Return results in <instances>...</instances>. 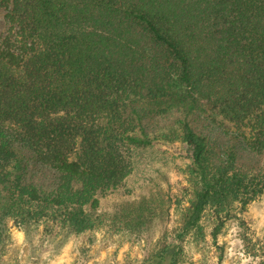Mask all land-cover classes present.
Instances as JSON below:
<instances>
[{
  "label": "trees",
  "instance_id": "obj_1",
  "mask_svg": "<svg viewBox=\"0 0 264 264\" xmlns=\"http://www.w3.org/2000/svg\"><path fill=\"white\" fill-rule=\"evenodd\" d=\"M0 7L14 30L0 43V264L8 220L93 230L88 199L125 178L134 148L178 143L189 190L176 237L141 264H180L184 238L204 239V215L216 245L234 205L264 192V0Z\"/></svg>",
  "mask_w": 264,
  "mask_h": 264
},
{
  "label": "rangeland",
  "instance_id": "obj_2",
  "mask_svg": "<svg viewBox=\"0 0 264 264\" xmlns=\"http://www.w3.org/2000/svg\"><path fill=\"white\" fill-rule=\"evenodd\" d=\"M7 13V8L0 7L3 44L6 37H14ZM217 120L227 132H238L235 125ZM242 131L248 133L247 128ZM129 155L125 178L115 188L97 191L88 199L87 210L99 220L93 230L65 235L8 220L10 241L3 264H141L172 242L189 198L182 149L176 142L158 143L134 148ZM201 225L203 240L189 234L180 244V264H257L258 247L264 242V192L245 207L234 205L216 245L208 235L206 215Z\"/></svg>",
  "mask_w": 264,
  "mask_h": 264
}]
</instances>
